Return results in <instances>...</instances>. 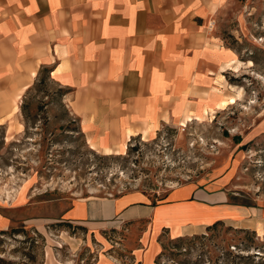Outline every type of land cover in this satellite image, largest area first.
Returning a JSON list of instances; mask_svg holds the SVG:
<instances>
[{
	"label": "crops",
	"instance_id": "obj_1",
	"mask_svg": "<svg viewBox=\"0 0 264 264\" xmlns=\"http://www.w3.org/2000/svg\"><path fill=\"white\" fill-rule=\"evenodd\" d=\"M260 2L0 0V91L12 86L9 95L16 92L20 100L29 86L47 79L63 90L87 145L121 153L137 138L179 127L187 114L205 119L224 111L219 104L233 93L226 90L236 73L232 67L255 66L228 41L264 33V18L258 25L252 12ZM263 136L264 117L242 136L243 144ZM236 155L203 182L165 192L77 198L59 218L34 220L33 227L46 234L49 224H67L101 244L105 232L130 236L127 260L105 256L99 264H156L165 231L186 237L217 221L264 238V199L234 202L244 193L235 188L246 153L240 149ZM59 234L64 245L80 247V237Z\"/></svg>",
	"mask_w": 264,
	"mask_h": 264
},
{
	"label": "rangeland",
	"instance_id": "obj_2",
	"mask_svg": "<svg viewBox=\"0 0 264 264\" xmlns=\"http://www.w3.org/2000/svg\"><path fill=\"white\" fill-rule=\"evenodd\" d=\"M259 6L252 12L256 24L262 25L264 3ZM230 31L226 38L230 39ZM238 42L229 40L228 44L255 66L249 69L247 64L240 70V63L235 65L238 68L232 71L236 73L228 78L231 86H226L233 93L219 104L224 111L199 120L198 115L193 119L187 114L179 127L164 126L152 137L133 140L116 154L94 151V145H87L63 90L47 79L29 86L20 100H16V92L9 95L12 86H3L0 264H99L105 256L127 260L131 238L124 232H105L107 242L101 244L94 236L59 223L49 224L47 233H40L33 221L59 218L77 198L118 196L134 190L165 192L189 182H203L235 158L240 149L246 159L235 189L244 193L234 202L264 199V136L247 147L242 139L264 117V33ZM231 98L236 99L235 104H229ZM188 117L192 121L188 122ZM137 229L141 233L142 227ZM240 229L245 228L226 221L214 230L201 229L181 239L165 231L158 240L161 249L155 263L264 264L263 257L250 261L238 258L264 256V238L246 247L249 243ZM61 232L80 237V247L64 245Z\"/></svg>",
	"mask_w": 264,
	"mask_h": 264
},
{
	"label": "trees",
	"instance_id": "obj_3",
	"mask_svg": "<svg viewBox=\"0 0 264 264\" xmlns=\"http://www.w3.org/2000/svg\"><path fill=\"white\" fill-rule=\"evenodd\" d=\"M223 223H224L223 221H217V222L213 223L212 225L208 226L207 227V230L208 231L214 230L218 226L223 225ZM59 225H67V224L59 223ZM239 232L245 234V240L249 243V246H246V247H250L251 245H256V240L260 238L255 231L250 230V229H240ZM181 238H183V237H179L177 239H181ZM255 257H259V258L260 257H263L264 258V256H260V255H254V256H251V255H248V256H238V258L240 260H243V261H250L251 259H253ZM245 264H258V263H256L255 261H253V262H249V263H245Z\"/></svg>",
	"mask_w": 264,
	"mask_h": 264
},
{
	"label": "bare ground",
	"instance_id": "obj_4",
	"mask_svg": "<svg viewBox=\"0 0 264 264\" xmlns=\"http://www.w3.org/2000/svg\"><path fill=\"white\" fill-rule=\"evenodd\" d=\"M230 65L232 66V64H230ZM230 65H229V66H230ZM232 68H233V69H231V70L236 71V69H237L238 67L234 65ZM235 103H236V99H235V98H231V99L229 100V104H235ZM223 106H226V103H224ZM197 117H198V120H199V119H202L201 116H197ZM196 119H197V118H196ZM187 121H188V122H189V121H192L191 117H188V120H187ZM153 130H154V129H153ZM92 145H93V144H92ZM111 151H112V150H111ZM106 152H107V153H110V151H108V150H107ZM110 154H111V153H110Z\"/></svg>",
	"mask_w": 264,
	"mask_h": 264
}]
</instances>
